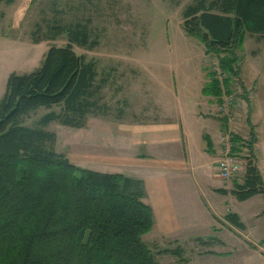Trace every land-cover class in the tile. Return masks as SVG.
Returning <instances> with one entry per match:
<instances>
[{"label": "rangeland", "instance_id": "rangeland-1", "mask_svg": "<svg viewBox=\"0 0 264 264\" xmlns=\"http://www.w3.org/2000/svg\"><path fill=\"white\" fill-rule=\"evenodd\" d=\"M210 1L207 0V4ZM195 2L197 0H0V100L11 73L34 70L52 45L70 43L72 28L81 27L88 34V44L73 42V47L86 63L94 64L97 72L92 87L97 112H89L80 119L81 126L60 120L44 126L55 133L53 145L57 151L83 167L94 168L90 164L99 165L104 159L100 148L112 146L116 150L118 144H109V138L123 134L124 126L131 125V121L141 120L149 110L170 112L173 109L175 112L179 107H192L200 119L217 127L220 145L217 158L236 145L241 166H246L254 150L244 142L250 141L253 129L264 156V34L247 32L241 46L233 50L239 73L225 72L217 54L207 52L205 44L183 27L185 9ZM230 52L224 51L222 55ZM212 73L223 85L228 84L231 93L220 98L202 94V85L210 81ZM52 109L60 112L63 107H40L26 116L24 122L40 125L41 117ZM208 122L204 124L209 125ZM233 133L241 135L245 141L234 144ZM256 152L260 154L259 149ZM211 171L219 181L233 183L232 176L225 178L219 173L218 165L217 169L211 167ZM245 172L240 169L236 174L241 181ZM196 190L195 186L190 192L196 195ZM215 197L226 207L232 205L240 210L248 229L244 230V223L242 228L232 222L240 231L238 235L228 224L218 222L219 226L210 227L211 234L228 240L233 237L232 242L238 245L250 243L244 241V236L255 243L264 241V227L253 214L257 210L239 198L234 205L228 203L232 197L222 193ZM143 239L155 261L161 264H214L207 249L224 248L215 241L206 244L196 239H165L154 232L144 234ZM220 264L229 263L226 259L220 260Z\"/></svg>", "mask_w": 264, "mask_h": 264}, {"label": "trees", "instance_id": "trees-1", "mask_svg": "<svg viewBox=\"0 0 264 264\" xmlns=\"http://www.w3.org/2000/svg\"><path fill=\"white\" fill-rule=\"evenodd\" d=\"M184 16L185 31L233 75L240 70L234 48L247 32L264 34V0H197ZM70 35L73 41L52 45L34 70L11 73L0 100V264H161L143 239L155 217L141 181L73 162L56 150L55 133L44 128L53 120L81 126L80 119L97 112L92 89L97 72L73 47L88 44V34L76 27ZM228 88L212 73L203 93L220 98L231 93ZM58 105L62 111L45 113L40 125L24 122L38 108ZM255 139L254 129L249 142L231 136L250 149ZM235 146L232 152L239 150ZM235 184L241 200L264 193L251 156ZM228 218L244 227L238 214Z\"/></svg>", "mask_w": 264, "mask_h": 264}, {"label": "crops", "instance_id": "crops-1", "mask_svg": "<svg viewBox=\"0 0 264 264\" xmlns=\"http://www.w3.org/2000/svg\"><path fill=\"white\" fill-rule=\"evenodd\" d=\"M207 82L209 80L202 85L203 95ZM141 118L124 126L123 134L109 138V144H118L116 150L112 146L100 148L104 159L99 165L90 166L101 171L121 172L141 181L155 217L149 233L163 235L165 239L218 242L224 248L207 249L214 264L226 259L229 264H264V241L255 243L246 236H240L250 243L241 241L238 245L232 242L233 237L228 240L209 232L212 225L217 227L218 222H223L239 235L240 231L232 226L233 221L228 218L231 213L238 214L245 224L244 230L248 229L240 210L232 205L226 207L215 197V194L222 193L225 197H232L228 203L236 202L235 183L241 182L238 176L232 177L233 183L219 181L211 171V167L217 169L220 151L217 127L200 119L201 116L192 111V107H179L175 112L173 109L170 112L165 109L149 110ZM255 135L252 159L264 181V156L256 132ZM258 149L260 154L256 152ZM235 153L241 163L239 153ZM240 169L244 173L246 166H240ZM195 186L196 195L190 192ZM242 202L257 210L253 214L260 218V226L264 227V193H257ZM205 235L209 237L205 238ZM237 257L240 258L237 260Z\"/></svg>", "mask_w": 264, "mask_h": 264}, {"label": "built area", "instance_id": "built-area-1", "mask_svg": "<svg viewBox=\"0 0 264 264\" xmlns=\"http://www.w3.org/2000/svg\"><path fill=\"white\" fill-rule=\"evenodd\" d=\"M217 164L220 174L225 178L237 176L236 174L241 166L236 153L231 150L225 151L224 154L218 158Z\"/></svg>", "mask_w": 264, "mask_h": 264}, {"label": "bare ground", "instance_id": "bare-ground-1", "mask_svg": "<svg viewBox=\"0 0 264 264\" xmlns=\"http://www.w3.org/2000/svg\"><path fill=\"white\" fill-rule=\"evenodd\" d=\"M218 165V164H217ZM219 168V167H218ZM219 173H220V170H219Z\"/></svg>", "mask_w": 264, "mask_h": 264}]
</instances>
